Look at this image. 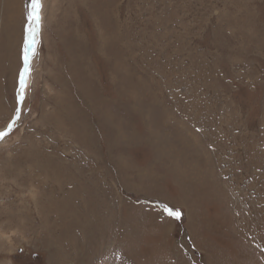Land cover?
<instances>
[{
	"label": "rangeland",
	"instance_id": "rangeland-1",
	"mask_svg": "<svg viewBox=\"0 0 264 264\" xmlns=\"http://www.w3.org/2000/svg\"><path fill=\"white\" fill-rule=\"evenodd\" d=\"M30 3L0 0V264H264V0H42L22 92Z\"/></svg>",
	"mask_w": 264,
	"mask_h": 264
},
{
	"label": "snow or ice",
	"instance_id": "snow-or-ice-1",
	"mask_svg": "<svg viewBox=\"0 0 264 264\" xmlns=\"http://www.w3.org/2000/svg\"><path fill=\"white\" fill-rule=\"evenodd\" d=\"M42 0H31L30 3V9L31 11L28 14V20H29V36L30 38L34 37V34L36 32L37 29H39L40 25H41V21H42V15H41V10H42ZM32 24H35V28L32 27ZM32 43H35V40L32 39ZM26 62H27V57L25 58ZM25 71H27V69H25ZM25 85H24V81L23 78L21 79V89L23 92ZM23 99V96H22ZM6 133H0V138H2ZM174 214L176 218H179L181 213L179 212H175V213H171Z\"/></svg>",
	"mask_w": 264,
	"mask_h": 264
},
{
	"label": "water",
	"instance_id": "water-1",
	"mask_svg": "<svg viewBox=\"0 0 264 264\" xmlns=\"http://www.w3.org/2000/svg\"><path fill=\"white\" fill-rule=\"evenodd\" d=\"M37 31V30H36ZM37 32H35L36 34ZM34 34V35H35ZM34 43H30L28 47V49L26 50V54H25V57H24V64H23V69H22V73H21V77H20V85H21V79L23 78V81H24V84H25V78H26V74L28 72V69H29V66H30V61H31V55H32V52H33V48H34ZM27 57V62L25 60V58ZM25 69H27V71H25Z\"/></svg>",
	"mask_w": 264,
	"mask_h": 264
},
{
	"label": "bare ground",
	"instance_id": "bare-ground-1",
	"mask_svg": "<svg viewBox=\"0 0 264 264\" xmlns=\"http://www.w3.org/2000/svg\"><path fill=\"white\" fill-rule=\"evenodd\" d=\"M32 27L33 28H35L36 26H35V24H32ZM36 32H39L38 31V29H37V31ZM36 36H37V33L34 35V37H32V38H30V36H29V33H28V46H29V44L32 42V39H34L35 40V45H34V48H33V52H32V55H34V51H35V49H36V47L35 46H37V41H36ZM26 48L28 49V47L26 46ZM26 49V50H27ZM32 55H31V57H32ZM31 66V65H30ZM26 77H27V74H26ZM25 81H26V78H25ZM26 85V84H25ZM24 89H25V87H24ZM22 90V89H21ZM10 126V125H9Z\"/></svg>",
	"mask_w": 264,
	"mask_h": 264
}]
</instances>
